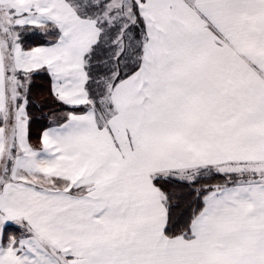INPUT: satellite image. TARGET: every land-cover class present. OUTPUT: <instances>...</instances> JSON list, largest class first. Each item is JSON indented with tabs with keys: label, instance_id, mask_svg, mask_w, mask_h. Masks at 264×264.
Here are the masks:
<instances>
[{
	"label": "snow or ice",
	"instance_id": "6c2138e0",
	"mask_svg": "<svg viewBox=\"0 0 264 264\" xmlns=\"http://www.w3.org/2000/svg\"><path fill=\"white\" fill-rule=\"evenodd\" d=\"M0 264H264V0H0Z\"/></svg>",
	"mask_w": 264,
	"mask_h": 264
},
{
	"label": "trees",
	"instance_id": "16d2710c",
	"mask_svg": "<svg viewBox=\"0 0 264 264\" xmlns=\"http://www.w3.org/2000/svg\"><path fill=\"white\" fill-rule=\"evenodd\" d=\"M29 44L35 45L36 43H39V41L35 39H30ZM27 46V45H26ZM33 96L35 99L39 101H43L44 104L42 106V110L39 108H34L33 111V124H32V131L33 133H38L41 130L42 126H46L48 121L45 119V117L48 115L49 110L51 108L59 107L56 105L49 93V80L46 76H37L34 81V87H33ZM33 142L35 143V136L33 138Z\"/></svg>",
	"mask_w": 264,
	"mask_h": 264
}]
</instances>
